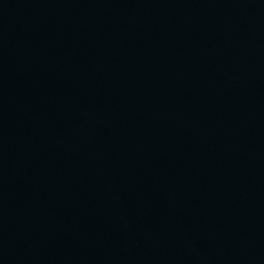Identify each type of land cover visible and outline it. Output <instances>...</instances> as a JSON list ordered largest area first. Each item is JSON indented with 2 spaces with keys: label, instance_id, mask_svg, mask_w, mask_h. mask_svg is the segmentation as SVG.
Listing matches in <instances>:
<instances>
[{
  "label": "water",
  "instance_id": "95a60500",
  "mask_svg": "<svg viewBox=\"0 0 264 264\" xmlns=\"http://www.w3.org/2000/svg\"><path fill=\"white\" fill-rule=\"evenodd\" d=\"M0 264H264V0H0Z\"/></svg>",
  "mask_w": 264,
  "mask_h": 264
}]
</instances>
